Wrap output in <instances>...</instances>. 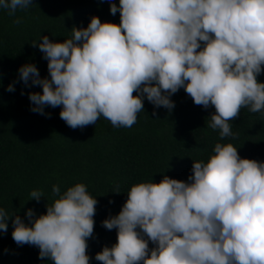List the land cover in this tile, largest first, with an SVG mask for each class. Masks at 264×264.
I'll list each match as a JSON object with an SVG mask.
<instances>
[{"label": "clouds", "instance_id": "clouds-1", "mask_svg": "<svg viewBox=\"0 0 264 264\" xmlns=\"http://www.w3.org/2000/svg\"><path fill=\"white\" fill-rule=\"evenodd\" d=\"M108 2L113 16L120 13L119 24L92 16L63 42L41 35L32 45L47 61L48 76L25 63L6 91L14 92L19 81L40 86L42 92L28 93L30 110L44 115L46 107H61L67 126L82 129L100 117L130 128L145 100L171 113V97L183 89L195 105L214 107L207 128L218 132L219 141L206 161L193 160L187 181L163 175L159 183L132 185L119 213L101 222L116 230V243L103 246L95 260L264 264V161L243 158L239 148L221 142L237 138L232 122L242 109L264 113V82L258 79L264 73V0ZM32 5L0 0L9 15ZM52 193L46 213L27 210V223L0 207V233L7 234L11 219L13 241L38 248L39 259L90 264L97 197L82 182L63 192L54 184ZM41 198L42 190L31 191L29 200Z\"/></svg>", "mask_w": 264, "mask_h": 264}, {"label": "trees", "instance_id": "trees-1", "mask_svg": "<svg viewBox=\"0 0 264 264\" xmlns=\"http://www.w3.org/2000/svg\"><path fill=\"white\" fill-rule=\"evenodd\" d=\"M32 2L15 15L0 10V207L27 223L29 208L37 216L46 213L47 203L56 198L54 184L61 192L78 182L86 184L98 200L88 254L90 264H101L95 254L116 243V230L105 229L101 222L119 213L132 185L152 179L159 183L163 175L187 181L193 160L206 161L213 154L219 134L207 128V118L215 109L195 105L180 89L171 97L175 101L171 113L163 107L154 109L145 100V111L130 128H115L100 117L96 124L72 129L60 118L61 107H46L44 115L32 112L28 93L42 92L40 86L25 87L19 81L14 92L6 91L18 81V69L25 63H34L42 78L48 76L47 61L32 43L41 35L63 42L73 27H87L92 16L120 22L119 12L110 13L108 0ZM18 18L21 23H14ZM258 79L264 82V73ZM232 123L237 138L221 142L239 148L243 158L264 161V113L242 109ZM34 189L42 190L45 198L29 200ZM8 225L7 234L0 233V264H51L47 258L39 259L38 248L17 246L11 219Z\"/></svg>", "mask_w": 264, "mask_h": 264}]
</instances>
